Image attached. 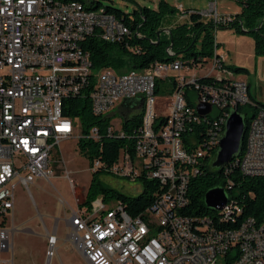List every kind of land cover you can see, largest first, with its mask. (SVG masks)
I'll return each instance as SVG.
<instances>
[{"label": "built area", "instance_id": "built-area-1", "mask_svg": "<svg viewBox=\"0 0 264 264\" xmlns=\"http://www.w3.org/2000/svg\"><path fill=\"white\" fill-rule=\"evenodd\" d=\"M87 8L77 1L0 0V253L9 250L11 231L4 224L15 209L17 187L29 189L38 179L51 180L53 152L80 126L64 115L65 100L91 89L95 116H110L125 102H135L134 111L143 112L133 144L111 165L95 158L93 173L156 180L160 187L152 194L153 204L137 217L119 200L111 207L113 199L104 196L74 213L70 226L88 264H230L231 257H239V264H264V219L246 218L229 228L235 215L242 214L231 201L215 218L182 214L189 203L190 179L199 175L206 158L218 153L226 131L223 118L234 110L242 116L246 106L254 111L236 166L246 177H264V109L252 100L249 83L226 68L217 48L213 57L178 59L171 66L155 62L124 73L96 71L82 47L86 39L96 35L115 43L130 30L106 11ZM178 12L189 19L198 14L217 27L235 20L220 14L216 3L207 11ZM167 52L175 56L172 48ZM203 79L214 84H200ZM160 81L172 85L165 96ZM199 105L210 107L203 117ZM200 125L208 126L207 138L189 145L186 135ZM107 135L124 137L112 122ZM89 137L98 141L99 129L94 127ZM57 242L56 234L48 238L49 258Z\"/></svg>", "mask_w": 264, "mask_h": 264}, {"label": "trees", "instance_id": "trees-1", "mask_svg": "<svg viewBox=\"0 0 264 264\" xmlns=\"http://www.w3.org/2000/svg\"><path fill=\"white\" fill-rule=\"evenodd\" d=\"M62 2H81L87 5V9L95 10L100 3L86 2L84 0H60ZM241 3V2H239ZM243 5L242 13L235 17L233 23L228 26L245 28L255 39L256 52L258 55H264V0H250ZM106 13L113 15L119 22L125 24L130 35L122 40L112 43L100 39L93 35L83 43V49L89 53L93 68L97 71L108 68L119 73L131 70H143L150 67L155 62L165 64L178 62L177 56L186 54L191 57L202 56L210 58L214 56L215 48L219 49V43L216 44V31L219 28L227 26H215L213 22H204L200 15L192 14L190 24H178L170 28V34L163 30L166 22L177 15V10L169 7L165 0H162L159 9L153 10L149 7H142L133 13L124 12L114 7H106ZM159 33H161L159 35ZM201 46L195 51L198 43ZM172 48L175 56H169L167 49ZM227 69L235 73L249 74L245 68L226 66ZM200 84H214V81L201 80ZM90 90L77 97H70L64 102V115L74 120H78L81 127V137L77 142V147L81 154L85 155L92 164L95 158L101 159L108 165L116 162L120 152L127 145H132L142 126V111H134L136 104L125 102L121 108L127 113L121 122V131L124 137L115 135L109 137L107 130L111 125V116H95L92 111V101ZM252 98V97H251ZM260 108H264V104ZM162 102V101H161ZM240 114L242 111H238ZM254 113V111H253ZM250 120H245L246 133L242 142V150L238 160L228 164L226 168L215 169L208 166L212 159H205V165L201 168L199 175L190 179L187 207L182 210L184 216L189 217H217L219 213L207 208L205 195L215 188H225L228 193L229 201L242 208L241 215H235L236 222L228 224L229 228H236L246 218L254 217L258 220L264 219V177L249 178L244 176L238 168L237 162L242 160L247 141V126ZM224 126V125H223ZM97 127L100 132V139L95 141L89 137L91 130ZM208 126L200 125L196 130L186 135L185 141L190 145L195 142L196 146L207 138ZM194 134V135H193ZM214 162L216 154L212 157ZM213 162V163H214ZM228 169V171H226ZM100 173H93L90 188L85 196L81 206H90L91 203L100 195H103L107 201L112 199L121 201L128 214L132 217L140 216L147 208L153 204V193L159 191L160 183L156 180H147L144 183L143 192L135 197H128L115 191L102 187L97 176ZM110 174V173H109Z\"/></svg>", "mask_w": 264, "mask_h": 264}, {"label": "rangeland", "instance_id": "rangeland-1", "mask_svg": "<svg viewBox=\"0 0 264 264\" xmlns=\"http://www.w3.org/2000/svg\"><path fill=\"white\" fill-rule=\"evenodd\" d=\"M100 3L99 9L114 7L127 13H133L142 7L159 9L162 0H84ZM169 7L177 10V15L166 22L163 30L170 34V28L178 24H190L189 18H181L178 9L184 11H207L211 4L216 3L222 15H237L242 13L243 5L236 0H165ZM245 28L227 26L219 28L215 35L219 43V52L223 55L226 65L245 68L249 74L238 77L247 81L252 88L254 97L264 103V55L256 52L255 39ZM201 46V42L195 51ZM192 57L180 54L176 59L190 60ZM96 73V71H93ZM128 72V71H126ZM172 87L169 81H160V94L167 95ZM192 100L196 102V93L191 92ZM116 106L109 115L117 129L127 111ZM128 114V113H127ZM214 110L212 116H216ZM253 116L251 107L244 108V120ZM81 137V127L78 126L74 137L61 144L60 149L52 154L54 177L51 180L38 179L29 189L18 186L16 203L12 215L4 224L10 233L9 250L0 253V264H88L80 252L78 241L70 226V219L80 208L90 188L93 171L87 157L80 153L77 142ZM217 154V153H216ZM212 159L208 166H212ZM217 169V168H215ZM70 177V180L67 178ZM74 182V186L70 181ZM99 184L107 189H113L128 197L140 195L144 190L141 179L132 181L109 173L97 176ZM103 197L100 195L98 198ZM96 200V199H95ZM94 200V201H95ZM93 201V202H94ZM116 200L109 203L114 207ZM57 234L58 243L54 256L49 258L48 238Z\"/></svg>", "mask_w": 264, "mask_h": 264}, {"label": "water", "instance_id": "water-1", "mask_svg": "<svg viewBox=\"0 0 264 264\" xmlns=\"http://www.w3.org/2000/svg\"><path fill=\"white\" fill-rule=\"evenodd\" d=\"M160 34L161 33H159V35ZM197 111L203 117L210 111V107L199 105ZM245 133L246 123L244 117L237 111L231 113L226 124L225 135L220 141L216 160L213 163L214 168L223 169L239 157ZM228 202V193L225 188H215L205 195L207 208L212 209L215 212L222 211L228 205Z\"/></svg>", "mask_w": 264, "mask_h": 264}, {"label": "bare ground", "instance_id": "bare-ground-1", "mask_svg": "<svg viewBox=\"0 0 264 264\" xmlns=\"http://www.w3.org/2000/svg\"><path fill=\"white\" fill-rule=\"evenodd\" d=\"M99 11H105V10H99ZM173 64H178V62L176 61V62H173V63H169V64H165V63H163V65L164 66H171V65H173ZM262 109H264V108H262ZM235 111H240V110H234V111H232L231 113H233V112H235ZM231 113H230V115H231ZM239 113V112H238ZM240 114V113H239ZM241 115H242V113H241ZM227 121H228V118H223V125L224 126H226V124H227ZM238 160V158H236L234 161H232L230 164H232V163H234L235 161H237ZM239 162V161H238ZM237 162V163H238ZM227 167V166H226ZM225 167V168H226ZM217 213H219V215H220V212H217ZM230 264H239V257H231L230 258Z\"/></svg>", "mask_w": 264, "mask_h": 264}, {"label": "crops", "instance_id": "crops-1", "mask_svg": "<svg viewBox=\"0 0 264 264\" xmlns=\"http://www.w3.org/2000/svg\"><path fill=\"white\" fill-rule=\"evenodd\" d=\"M218 42V41H217ZM249 87H250V96L252 97V99H254V100H256L257 102H260L257 98H256V96L254 97V95H253V93H252V88H251V85L249 84ZM260 103H262V102H260ZM264 104V103H263ZM56 236H57V234H56ZM57 238H58V236H57ZM59 240V239H58ZM58 243V242H57Z\"/></svg>", "mask_w": 264, "mask_h": 264}]
</instances>
